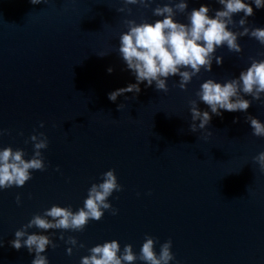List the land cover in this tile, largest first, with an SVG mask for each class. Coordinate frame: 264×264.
Here are the masks:
<instances>
[{
  "label": "water",
  "instance_id": "obj_1",
  "mask_svg": "<svg viewBox=\"0 0 264 264\" xmlns=\"http://www.w3.org/2000/svg\"><path fill=\"white\" fill-rule=\"evenodd\" d=\"M168 2L177 0L127 5L129 14L117 11L123 0H0V129L8 130L0 148H22L29 159L34 132L49 141L41 150L45 170L33 171L22 187L0 189V264H31L34 252L9 243L15 231L53 204L83 207L90 186L109 169L123 186L108 198L116 215L105 210L83 231L28 229L57 244L43 253L49 264H80L91 247L112 239L121 251L130 243L138 254L146 235L157 238V253L172 240L169 264H264V171L253 160L264 151V137L254 136L246 120L251 115L264 122V94L259 101L245 95L252 101L246 112L221 110L206 128L190 130L191 100L211 112L196 95L202 82L238 77L253 58L264 59V45L242 36L240 53L217 48L223 63L214 58L211 71L202 68L186 89H180L179 76H170L167 92L144 81L139 94L108 98L136 83L118 51L125 21L163 19L152 9ZM245 2L254 14L244 27H264V8ZM202 3L212 9L210 16L223 8L218 0H188L187 11L175 19L188 23L187 12ZM243 16L233 15V31L243 30ZM61 232L85 246L68 255L71 245L59 239Z\"/></svg>",
  "mask_w": 264,
  "mask_h": 264
},
{
  "label": "clouds",
  "instance_id": "obj_2",
  "mask_svg": "<svg viewBox=\"0 0 264 264\" xmlns=\"http://www.w3.org/2000/svg\"><path fill=\"white\" fill-rule=\"evenodd\" d=\"M33 4H38L41 0H31ZM256 8H264V0H252ZM153 0H123L125 7L117 9L119 12L127 10L131 14L132 9L127 5H140L142 8L151 7ZM223 5L222 9L215 10V15L210 16L212 11L208 4L202 3L200 7L193 8L187 12L188 23H183L175 19L177 12L185 13L188 8V0H177L174 4H157L152 9L156 17L154 22L144 19L137 23L135 19L125 21L127 30L120 36L119 53L127 68L135 75L136 83H130L108 94L111 101H116L118 96L132 92L139 94L140 83L146 81V86L155 83L157 90L168 91L167 78L179 76L180 89H186L187 84L194 76L200 73L203 68L211 71L212 61L222 64L223 57L215 56L217 48L227 46L230 52L240 53L242 46L238 42L239 37L249 36L264 45V27H244L247 24V17L254 14L251 3L245 0H218ZM243 12L238 24L242 31H233L229 26L236 27L237 22L233 20V15ZM104 56L105 54H99ZM109 73L113 71L110 67ZM264 94V59L251 60L250 66L242 70L238 77L231 78L225 82H217L209 78L202 82L196 95L199 101H203L209 106L211 112L201 111L197 106V100L190 101V113L192 123L190 130L204 129L210 123L212 115H222L221 110L235 112H246L252 101L245 99L249 95L253 100H261ZM135 96V95H134ZM122 107L118 105V110ZM199 120V124L196 121ZM246 120L250 122L252 134L257 137H264V122L258 118L248 115ZM234 123L238 122L236 119ZM40 127H44L41 121ZM8 130L0 129V136ZM20 135H23L21 132ZM33 142L34 152L31 158H25V151L22 148L13 149L11 145L0 148V189L12 186L22 187L27 181L32 179L33 171H43L46 169L42 149L48 147V137L44 132H34L30 138ZM27 142V141H26ZM260 169L264 171V151L253 157ZM59 170V166H57ZM123 186L118 182L115 169H109L102 174L99 183H93L88 189V195L84 200L83 207L73 211L71 206H60L53 204L44 210V213L35 214L14 233L15 239L10 241V245L16 250L27 247L29 253H35L31 264H49L48 257L43 253L51 246L53 249L57 244L47 234L49 229H63L73 231H83L90 220L99 221L103 218L105 210H109L112 215L118 213L109 201L113 192H119ZM17 204L20 203V195L16 197ZM38 228L44 232H29L28 229ZM59 239L65 240L63 232ZM71 245L66 249L68 255L72 254L73 247H84L81 242L78 244L75 236H69L65 240ZM157 238L146 235L140 252L137 254L133 250L132 244H125L123 251L118 240L112 239L103 243H98L91 247L88 255L81 257L80 264H135L137 260L144 264H169L174 260L172 252V240L168 239L160 245V250L156 251ZM3 241H0V247Z\"/></svg>",
  "mask_w": 264,
  "mask_h": 264
}]
</instances>
